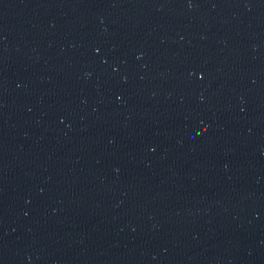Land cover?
<instances>
[{"label": "water", "instance_id": "95a60500", "mask_svg": "<svg viewBox=\"0 0 264 264\" xmlns=\"http://www.w3.org/2000/svg\"><path fill=\"white\" fill-rule=\"evenodd\" d=\"M0 264H264V0H0Z\"/></svg>", "mask_w": 264, "mask_h": 264}]
</instances>
